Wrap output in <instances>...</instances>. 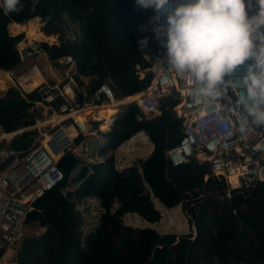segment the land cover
Masks as SVG:
<instances>
[{
  "label": "trees",
  "instance_id": "obj_1",
  "mask_svg": "<svg viewBox=\"0 0 264 264\" xmlns=\"http://www.w3.org/2000/svg\"><path fill=\"white\" fill-rule=\"evenodd\" d=\"M2 3L0 0V70L6 74L21 64L18 45L27 30V38L36 40L42 49L51 44V60L72 56L82 75L99 76L87 87L89 95L105 83V78L111 80L115 93L121 91V97L134 95L150 83L152 74L140 80L136 67L150 68L144 53L153 45L148 36L152 11L138 7L136 0H20L18 7L22 10L10 13L5 12ZM69 24H76L81 36L62 41L65 45L59 47L52 34L60 33ZM0 88L6 90L2 83ZM20 95H12L0 110V135L35 124V119H31L18 127L15 120L27 112L33 114L30 110L34 101L41 99L38 91ZM177 103L171 96L163 97L162 114L152 120H140L137 106L125 102L113 109L116 117L127 110L111 130L106 134L98 130L114 150L138 133L148 136L154 149L140 162L141 172L132 167L123 174L111 167L102 178L104 164L92 165V171L84 166L74 180L81 183V189L75 191L72 199L63 190L81 161L72 153L60 160L64 181L39 199L26 219V223L40 224L46 232L38 239L23 242L17 264H256L264 252V185L247 196L220 199L226 195L227 187L210 177L205 165L192 160L173 166L167 151L180 142L183 127V120L173 110ZM28 136L25 133L18 143ZM81 140L82 137L77 139V144ZM144 185L168 209L194 205L189 210L197 235H160L152 228L125 226L123 217L127 214H139L150 223L160 220L150 197L144 195ZM204 191L218 195H204ZM89 196L100 198L103 215L84 249L74 211L77 203Z\"/></svg>",
  "mask_w": 264,
  "mask_h": 264
},
{
  "label": "built area",
  "instance_id": "obj_2",
  "mask_svg": "<svg viewBox=\"0 0 264 264\" xmlns=\"http://www.w3.org/2000/svg\"><path fill=\"white\" fill-rule=\"evenodd\" d=\"M185 2L169 0L160 10L148 7L152 10L148 31L153 45L146 61L152 79L145 89L118 98L112 86L105 82L89 95L76 82L74 58L64 56L58 59L65 68L62 81L42 84L37 89L41 99L31 108L32 113L43 110L51 116L0 135V142L4 143L0 146V249L15 243L35 203L64 181L60 160L69 153L76 156L88 137L104 139V134L98 131L100 111L116 101L137 106L140 120H152L162 114L163 97L176 99L178 103L173 110L183 120L182 138L167 151V158L175 167L192 160L205 165L210 177L227 187L226 195L220 199L247 196L264 185V126L250 122L245 126L244 121L249 117L239 101L246 91L243 81L251 61L226 77L239 84V88L230 89L207 104L196 103L190 95L195 87L191 79L178 76L172 69L168 54L169 16ZM136 3L142 7L137 0ZM250 15H255V11ZM25 133L29 136L19 144ZM80 137L82 140L77 144ZM126 168L122 166L121 172Z\"/></svg>",
  "mask_w": 264,
  "mask_h": 264
},
{
  "label": "clouds",
  "instance_id": "obj_3",
  "mask_svg": "<svg viewBox=\"0 0 264 264\" xmlns=\"http://www.w3.org/2000/svg\"><path fill=\"white\" fill-rule=\"evenodd\" d=\"M137 2L160 10L169 0ZM18 5L2 3L6 13L21 11ZM168 54L175 73L195 85L196 103L206 104L239 88L226 77L251 61L239 101L249 117L244 125L264 126V0H186L169 16Z\"/></svg>",
  "mask_w": 264,
  "mask_h": 264
},
{
  "label": "rangeland",
  "instance_id": "obj_4",
  "mask_svg": "<svg viewBox=\"0 0 264 264\" xmlns=\"http://www.w3.org/2000/svg\"><path fill=\"white\" fill-rule=\"evenodd\" d=\"M43 30H47L46 26L43 27ZM23 35L24 39L22 43H24V46L21 47L20 45H18V49L19 51L22 48H24L25 50H29V55L27 57H21L22 61L20 66L17 69L9 72L10 78L12 79L10 81L12 82L8 83V88H6V90H2L0 88V110L5 107L6 103L10 100V97H12V95L20 97L22 95H20V92H23L25 95L26 93H28L20 84V78L24 73L29 72L34 65L39 66V68L41 69L46 78L45 83L53 85L54 83L52 81L56 80L55 82L57 83L60 80L62 81L61 74L64 73L65 68L59 64L58 59L57 62L50 59V50L52 47L50 46L51 44H48L44 49H42L40 43H38L37 48H33L31 47L27 39V30L25 31V34L23 33ZM52 35H55V37L58 39V46L63 47L65 44L62 41H73L77 36H81V31L76 24H69V26L64 25L60 33H53ZM148 50L149 49H147L144 53L145 60L146 55L148 54ZM45 66H47L48 69L44 70ZM4 73L5 72H0V77H8V75ZM149 73L152 74L149 69L142 70L140 67H136V74L140 80H143ZM75 78L79 87L87 90V87L93 85L99 79V76L97 74L82 75L77 71ZM105 82L111 85L110 79L105 78ZM113 89L115 88L113 87ZM116 94L118 98H122L121 91H117ZM125 102L126 101H123L122 104ZM178 109H181V105L178 107ZM126 110L127 109H125V111ZM11 111L12 110H10V112ZM102 111L103 110H101L100 113L104 112ZM124 112L119 116L121 117ZM113 114L114 113L112 110V116H114ZM50 116V114L45 115L43 110L35 111L33 114L27 112L26 115H19L15 120V124H17L18 127H22V124L25 121H30L31 119H35V121L37 119L44 121L47 120V118ZM2 129L3 127L0 126V131ZM99 130L102 131L101 129ZM140 139L144 140L146 144L139 146L138 144L140 143ZM153 149L154 146L150 143L149 137L146 136L143 132L138 133L130 140L121 144L115 150L110 149L109 141L106 137H104V139H94L88 137L84 145L79 147V153H76V156L80 159L81 164L73 172L70 182L63 190V194L74 199L75 191L81 189V183H75L74 180L80 173V169L82 167L86 166L90 169V171H92V165H96L99 163L104 164L105 166L103 169V174L101 176L102 178L106 177V175L108 174V169H110L111 167H114L118 172H121L122 170H120V168L122 166H126L127 168L123 172H121L123 174H127L128 170L132 167H138L139 171L141 172L140 162L146 160L151 155ZM203 193L204 195H213L215 197L218 195L209 193L207 191H204ZM144 195L150 197L149 199L153 207L160 213V220L156 223H150L145 217L139 214H127L123 217L125 226L132 227L134 229L152 228L156 230L160 235H176L179 237L186 236L190 233H192L194 237L197 235V228L193 224L194 219L191 216V210H189V208L193 207L194 205L190 206L189 208H183L182 205H179L178 207H175L173 209H168L164 205H162V203L157 198H155L147 185H144ZM115 209L116 208H114V210ZM102 215L103 210L101 208V200L98 196L84 197L77 203L76 209L74 211V216L77 219V234L82 241V247L84 249L88 248V242L91 239L94 231L99 226ZM45 232L46 229L41 227L38 223H25L15 243L13 245L2 248L3 253L2 255H0L1 264H17L18 252L20 251L23 242L29 238L38 239ZM256 264H264V252L260 256H258V258L256 259Z\"/></svg>",
  "mask_w": 264,
  "mask_h": 264
},
{
  "label": "bare ground",
  "instance_id": "obj_5",
  "mask_svg": "<svg viewBox=\"0 0 264 264\" xmlns=\"http://www.w3.org/2000/svg\"><path fill=\"white\" fill-rule=\"evenodd\" d=\"M150 9V8H149ZM151 10V9H150ZM152 11V10H151ZM152 14V13H151ZM28 41H29V43H30V45H31V47H33V48H37V45H38V42L36 41V40H33V39H28ZM21 47H23V43L21 42L20 44H19ZM22 49H24V48H22ZM4 74H6V73H4ZM6 75H8V77H9V73H7ZM20 80H21V82H22V84H21V82H20V84L21 85H23L22 87H23V89L26 91V92H28V93H30V92H32V91H34L35 89L37 90L42 84H44V83H42V84H40V85H38L35 89H33V90H30V88L32 87V86H34L35 84H37V83H39L40 81H42L43 80V78H42V75H39V77L38 78H32L31 77V74L29 73V72H27V73H24V75H23V77H21L20 78ZM169 93V92H168ZM38 101H40V100H38ZM35 102H37V101H35ZM127 103V102H126ZM120 104H122V102L121 101H116L114 104H110L109 106H107V107H105L104 109H101V110H106V109H111V111L116 107V106H118V105H120ZM100 117H101V124H100V126H99V129H101L102 130V132L104 131V132H109L110 130H111V125L114 123V121H115V119H114V117L112 116V112H104V113H100ZM116 118V117H115ZM0 264H1V261H0Z\"/></svg>",
  "mask_w": 264,
  "mask_h": 264
},
{
  "label": "crops",
  "instance_id": "obj_6",
  "mask_svg": "<svg viewBox=\"0 0 264 264\" xmlns=\"http://www.w3.org/2000/svg\"><path fill=\"white\" fill-rule=\"evenodd\" d=\"M12 23H15V22H12ZM20 33H21V29H20ZM19 33V34H20ZM27 39H30V38H27ZM34 40V39H33ZM23 46H24V43H23ZM41 57V56H40ZM46 69H48V67L47 66H45V69L44 70H46ZM0 72H7V71H0ZM9 73V72H8ZM29 73L31 74V77L32 78H38L39 77V75H42V78H43V80L42 81H40L39 83H37V84H35L34 86H32L31 88H30V90H33V89H35L38 85H40V84H42V83H44L45 81H46V78H45V76H44V74L42 73V71H41V69L39 68V66H37V65H34V66H32V68L30 69V71H29ZM24 75V74H23ZM61 76H62V78H63V74H61ZM19 77V76H18ZM23 77V76H22ZM10 80H12L11 78H10V75H9V77H0V83H2V84H4L5 86H6V88H8V83L9 82H12V81H10ZM56 81V80H55ZM55 81H52L54 84L55 83H57V82H55ZM20 82H21V80H20ZM21 84H22V82H21ZM23 86V85H22ZM104 113V112H103ZM114 115V114H113ZM115 116V115H114ZM113 116V117H114ZM116 117V116H115ZM114 117V118H115ZM149 141H150V139H149ZM140 143L138 144L139 146H142V145H145L146 144V142L144 141V140H142V139H140V141H139ZM150 143L153 145V143L150 141ZM154 146V145H153ZM152 153V152H151ZM163 205V204H162Z\"/></svg>",
  "mask_w": 264,
  "mask_h": 264
},
{
  "label": "water",
  "instance_id": "obj_7",
  "mask_svg": "<svg viewBox=\"0 0 264 264\" xmlns=\"http://www.w3.org/2000/svg\"><path fill=\"white\" fill-rule=\"evenodd\" d=\"M21 57H27L29 55V50L20 49Z\"/></svg>",
  "mask_w": 264,
  "mask_h": 264
}]
</instances>
